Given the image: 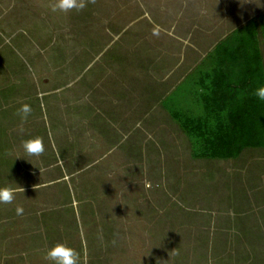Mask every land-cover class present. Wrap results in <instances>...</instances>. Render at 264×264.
<instances>
[{"label": "rangeland", "instance_id": "obj_1", "mask_svg": "<svg viewBox=\"0 0 264 264\" xmlns=\"http://www.w3.org/2000/svg\"><path fill=\"white\" fill-rule=\"evenodd\" d=\"M56 2L0 0V188L58 182L0 204V264H47L58 243L80 264H264V149L201 158L178 124L204 115L224 51L242 86L251 22L264 60V0Z\"/></svg>", "mask_w": 264, "mask_h": 264}, {"label": "trees", "instance_id": "obj_2", "mask_svg": "<svg viewBox=\"0 0 264 264\" xmlns=\"http://www.w3.org/2000/svg\"><path fill=\"white\" fill-rule=\"evenodd\" d=\"M246 27L247 33L242 36L240 43V66L232 72L233 77L242 78L239 79L242 86L231 90L225 84L226 74L231 69H227V56H231V53L224 51L223 56L218 59L220 69L214 68V75L211 77L210 94L200 100L204 115L194 121L185 115H180L181 118L174 116L176 119L180 118L177 122L185 133L197 141L195 143L199 145L201 158L228 160L236 158L245 149H264V101L258 99V93L264 90V60L259 47L257 25L251 22L243 28ZM262 31L264 34V27ZM219 47L220 44L214 49ZM245 88L249 95L245 96L244 91L241 96L242 99L246 97L249 104L234 110L233 101L241 98L234 91Z\"/></svg>", "mask_w": 264, "mask_h": 264}, {"label": "clouds", "instance_id": "obj_3", "mask_svg": "<svg viewBox=\"0 0 264 264\" xmlns=\"http://www.w3.org/2000/svg\"><path fill=\"white\" fill-rule=\"evenodd\" d=\"M85 7L83 0H57L53 11L69 12L73 9L79 11ZM258 99L264 101V90L258 93ZM32 109L29 105H23L17 112L21 122L27 121ZM21 148L25 156L38 157L45 152L43 139L35 137L22 141ZM16 185V184H15ZM17 186V185H16ZM18 187V186H17ZM20 188V187H19ZM16 197V188H0V204H11ZM17 214H22L23 209L17 208ZM44 259L47 264H80V255L73 248L63 243L51 246L45 253Z\"/></svg>", "mask_w": 264, "mask_h": 264}, {"label": "crops", "instance_id": "obj_4", "mask_svg": "<svg viewBox=\"0 0 264 264\" xmlns=\"http://www.w3.org/2000/svg\"><path fill=\"white\" fill-rule=\"evenodd\" d=\"M209 55H210V53L207 55V57L205 58L206 60L207 59H209L208 57H209ZM206 60H204V61H206ZM180 84V83H179ZM44 171H36V172H32L31 171V175H40V174H42ZM62 181H65V179H63V180H60L59 182H62ZM54 183H56L55 181H53V182H50V183H44V184H38V185H36V184H34V185H29V186H27V187H22V188H17L16 189V194H22V193H24V192H34V191H37V190H40V189H44V188H50V187H52L53 185H57V183L56 184H54ZM59 184H61V183H59ZM70 206L69 207H73L74 206V203H70L69 204Z\"/></svg>", "mask_w": 264, "mask_h": 264}]
</instances>
